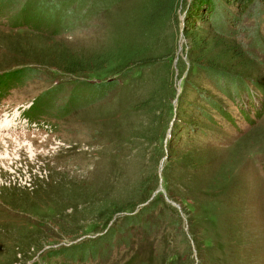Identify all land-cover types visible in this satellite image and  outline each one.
<instances>
[{
  "label": "rangeland",
  "instance_id": "rangeland-1",
  "mask_svg": "<svg viewBox=\"0 0 264 264\" xmlns=\"http://www.w3.org/2000/svg\"><path fill=\"white\" fill-rule=\"evenodd\" d=\"M210 1L0 0V264H264V0Z\"/></svg>",
  "mask_w": 264,
  "mask_h": 264
},
{
  "label": "trees",
  "instance_id": "trees-1",
  "mask_svg": "<svg viewBox=\"0 0 264 264\" xmlns=\"http://www.w3.org/2000/svg\"><path fill=\"white\" fill-rule=\"evenodd\" d=\"M189 13H186L185 16V21L187 23H195L194 25L196 26L197 21L199 20V14L201 13V10L203 9L204 12H207L209 8L212 7L211 1L210 0H190L189 4ZM185 24V26H187ZM189 29V27H188ZM11 82V75L6 74L2 77L0 76V92L7 90L9 88ZM130 217H126V220H130ZM126 224H124L125 226Z\"/></svg>",
  "mask_w": 264,
  "mask_h": 264
}]
</instances>
